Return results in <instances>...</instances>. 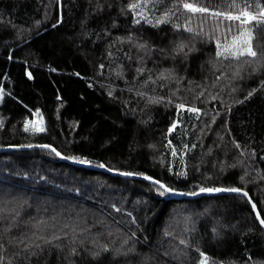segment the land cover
I'll return each instance as SVG.
<instances>
[{
	"label": "trees",
	"instance_id": "trees-1",
	"mask_svg": "<svg viewBox=\"0 0 264 264\" xmlns=\"http://www.w3.org/2000/svg\"><path fill=\"white\" fill-rule=\"evenodd\" d=\"M181 1L0 0V264H264V22Z\"/></svg>",
	"mask_w": 264,
	"mask_h": 264
},
{
	"label": "rangeland",
	"instance_id": "rangeland-1",
	"mask_svg": "<svg viewBox=\"0 0 264 264\" xmlns=\"http://www.w3.org/2000/svg\"><path fill=\"white\" fill-rule=\"evenodd\" d=\"M221 2L220 10L212 9L214 0H182L180 3V11L189 17L187 23L183 26H192L195 30L201 31L199 33L207 34L212 41L217 44L219 51L227 54H243L248 53L249 47L252 50L253 47V35L254 29L264 22V4L261 0H239L238 3L231 2L230 0H217ZM225 3L229 5H225ZM186 4H191L194 8H205L206 12L196 11L193 12L189 8H186ZM207 4V6H205ZM135 8V6H134ZM231 8V10H230ZM242 12L249 13L254 17L250 22L247 18L242 16ZM205 19H201L203 15ZM213 13H220V15H213ZM200 15V17H199ZM241 15V20L228 19V16ZM140 19L147 20L148 23H154L148 15L142 13L139 14ZM221 17L219 22L217 19L213 20V17ZM182 18V17H181ZM185 17L182 18V20ZM189 22V24H188ZM203 32V33H202ZM1 95V93H0ZM41 123L35 125L34 129L41 131Z\"/></svg>",
	"mask_w": 264,
	"mask_h": 264
},
{
	"label": "snow or ice",
	"instance_id": "snow-or-ice-1",
	"mask_svg": "<svg viewBox=\"0 0 264 264\" xmlns=\"http://www.w3.org/2000/svg\"><path fill=\"white\" fill-rule=\"evenodd\" d=\"M186 8H189L191 11L193 12H196V11H200V12H206L207 9L205 8H194L191 4H186L185 5ZM213 15H220V13H213ZM242 16L246 17L247 18V21L250 22L252 19H254V17L250 16L249 13L247 12H242L241 13ZM241 15H237V16H228L227 18L228 19H234V20H241ZM248 54L252 57H255L256 56V52L252 51L251 48L249 47L248 49ZM227 58V57H225ZM160 187H164L163 185H160ZM207 191H212L211 189H208ZM215 191H223V189H215ZM230 191H233V192H239V189H230ZM244 195H247V193H244ZM262 223H264V221H262Z\"/></svg>",
	"mask_w": 264,
	"mask_h": 264
},
{
	"label": "water",
	"instance_id": "water-1",
	"mask_svg": "<svg viewBox=\"0 0 264 264\" xmlns=\"http://www.w3.org/2000/svg\"><path fill=\"white\" fill-rule=\"evenodd\" d=\"M31 149H34V148H31ZM130 177H132V178H137V177H133V176H130ZM140 179V178H139ZM151 182H153V183H157V184H160V183H158V182H156V181H151ZM170 193V192H169ZM210 193H221V194H240V193H242V192H233V191H204V192H201L200 194H198V195H196V196H192V198H199V197H201L202 195H204V194H210ZM171 195H174L172 192L170 193ZM250 201H251V199H250ZM252 202V201H251ZM252 205L254 206V204H253V202H252ZM255 210H256V213H257V215H258V218H259V220H260V222L262 223V219H261V217H260V214H259V212H258V210H257V208L255 207ZM263 224V223H262Z\"/></svg>",
	"mask_w": 264,
	"mask_h": 264
},
{
	"label": "crops",
	"instance_id": "crops-1",
	"mask_svg": "<svg viewBox=\"0 0 264 264\" xmlns=\"http://www.w3.org/2000/svg\"><path fill=\"white\" fill-rule=\"evenodd\" d=\"M205 6H207V4H205ZM220 6H221V2L219 1V2H217V0H214V4H213V7H212V9H214V10H220ZM230 10H231V8H230ZM204 13H201L200 15H203ZM200 15H199V17H200ZM206 17L203 15L202 16V20L203 19H205ZM218 20L219 22L221 21V17L219 16V17H217V18H215V17H213V20ZM204 21V20H203ZM199 32H201L200 30H199ZM203 33V32H202ZM205 34V33H204Z\"/></svg>",
	"mask_w": 264,
	"mask_h": 264
}]
</instances>
